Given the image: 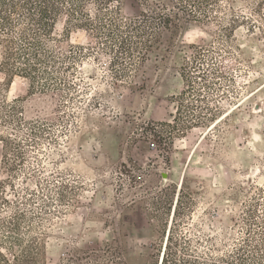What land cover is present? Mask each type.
<instances>
[{
    "label": "rangeland",
    "instance_id": "rangeland-1",
    "mask_svg": "<svg viewBox=\"0 0 264 264\" xmlns=\"http://www.w3.org/2000/svg\"><path fill=\"white\" fill-rule=\"evenodd\" d=\"M63 21L54 45L81 47L65 84L0 72V264H159L178 199L181 232L264 216V0H215L122 78Z\"/></svg>",
    "mask_w": 264,
    "mask_h": 264
},
{
    "label": "trees",
    "instance_id": "trees-1",
    "mask_svg": "<svg viewBox=\"0 0 264 264\" xmlns=\"http://www.w3.org/2000/svg\"><path fill=\"white\" fill-rule=\"evenodd\" d=\"M90 1L0 0V72L8 84L14 77L22 78L39 92L53 90L52 84H65L81 47L63 50L54 45L52 35L60 20L64 19L65 29L85 30L103 40V51L111 52L110 65L118 71L113 77L122 78L127 64L135 67L153 51L168 52L173 36L190 21L208 20L215 4V0H158L151 6L141 0L146 8L124 18L117 8L110 11L112 0H95L97 13L90 18ZM196 59L195 55L192 62ZM188 64L187 60L182 78L190 85ZM179 203L178 199L159 264H264V216L250 209L232 220L229 229L181 232Z\"/></svg>",
    "mask_w": 264,
    "mask_h": 264
},
{
    "label": "water",
    "instance_id": "water-1",
    "mask_svg": "<svg viewBox=\"0 0 264 264\" xmlns=\"http://www.w3.org/2000/svg\"><path fill=\"white\" fill-rule=\"evenodd\" d=\"M162 177H163V178H166V174H162Z\"/></svg>",
    "mask_w": 264,
    "mask_h": 264
},
{
    "label": "bare ground",
    "instance_id": "bare-ground-1",
    "mask_svg": "<svg viewBox=\"0 0 264 264\" xmlns=\"http://www.w3.org/2000/svg\"><path fill=\"white\" fill-rule=\"evenodd\" d=\"M180 186H181V183H180ZM169 230V229H168ZM169 235V234H168ZM166 245V244H165ZM162 256H163V254H162ZM161 259H162V257H160ZM160 263V262H159Z\"/></svg>",
    "mask_w": 264,
    "mask_h": 264
}]
</instances>
